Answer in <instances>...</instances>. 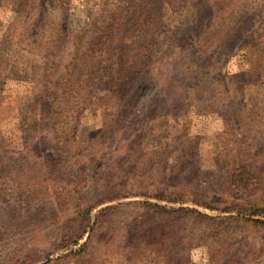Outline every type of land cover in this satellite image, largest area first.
<instances>
[{
    "label": "rangeland",
    "instance_id": "374dc122",
    "mask_svg": "<svg viewBox=\"0 0 264 264\" xmlns=\"http://www.w3.org/2000/svg\"><path fill=\"white\" fill-rule=\"evenodd\" d=\"M41 1L0 0V48L4 52L0 59V264H127L128 259L138 258L132 255L127 239L147 223L152 230L169 232L171 238L167 239L175 244L171 254L180 251L189 264H264L262 230L241 219L221 222L218 216L236 213L215 214L200 205H217L223 200L264 205V51L260 50L264 0L229 3L234 8L243 5L246 12L250 7L259 8L253 16L237 11L240 25L236 18L224 20L232 26V33L242 30L229 42L207 15L199 33L189 36L183 45L174 43L178 39L172 40L170 30L160 26L149 36L146 50L129 43L122 34L131 28L130 20L107 28L106 22L119 11L118 0H44L42 7ZM182 4L179 0L165 4L169 11L164 18L175 29L192 19ZM92 19L94 24L89 25ZM38 22L45 27L42 36L37 34L44 27L32 32ZM102 28L107 36L95 38ZM59 33L70 40L63 41L53 56L52 77L41 82V67H49L51 62L49 57L48 64H41L42 52L56 47L53 41ZM248 35L252 39L243 43ZM121 42H128L122 53L119 47L106 52L109 45ZM115 52L131 68L129 91L141 83L132 107L119 105L108 86L117 77L112 71L115 65L111 66ZM83 53L89 54L88 64L79 66ZM62 72H67L66 80H60L58 93L64 89L75 106L55 115L54 126L60 132L65 120L70 119L73 128L63 143L67 170L61 174L58 163V174L49 165L58 160L56 140L46 129L30 131L29 115L36 119L33 110H42L47 116L50 99L42 86L56 82ZM145 77L154 78L156 86L142 83ZM117 90L127 99L120 87ZM86 95L89 99L83 103ZM110 118L115 119V133L100 134L97 139L103 143L89 160L92 147L86 140ZM28 160L36 162L31 172L37 180L52 181L33 190L19 182L23 178L19 166ZM93 183L97 187L89 200L112 194L116 199L94 207L90 223L99 208L120 206L99 221L89 238L88 255L79 261L60 258L88 234L87 230L82 238L58 251L66 228L64 218L56 215L59 210L53 208L58 197L66 203L61 187L82 186L87 197ZM174 187L183 190L184 201L166 203L151 197L155 191ZM144 201L186 210L169 215L157 210L150 217L151 211L138 204ZM195 210L213 219L198 216ZM53 214L56 217L51 218ZM161 249V244L158 252L149 249V258L156 255V264H179ZM144 258L145 262L136 263L154 264Z\"/></svg>",
    "mask_w": 264,
    "mask_h": 264
},
{
    "label": "trees",
    "instance_id": "16d2710c",
    "mask_svg": "<svg viewBox=\"0 0 264 264\" xmlns=\"http://www.w3.org/2000/svg\"><path fill=\"white\" fill-rule=\"evenodd\" d=\"M179 1L181 2V4L182 3L185 4L184 9L186 10V13L192 17V19L190 20L189 23L185 24L184 27L180 25V27H182L183 29L180 27L177 28L179 30L182 29L180 32H178L177 36L175 35V33H177V29L172 27L170 23L167 21V19L164 18V15L169 11L165 4L171 5V3L174 2V0H118L117 1L118 5L116 9L119 11L118 12L115 11L113 13V16L109 18V23L106 22V26L107 28H109L110 26H113L116 23H118V25H121L124 22H128L130 20L131 28L124 30L122 34H124L125 38L128 41H130L129 43L137 44V47L141 48V50H146L148 45L151 43V41L148 40L149 36L153 35L154 32L156 33L160 26L165 28L167 27L170 30V33L174 35L172 40L173 39L176 40L175 37L178 39L174 41V43L178 45H183V42L186 41V39L189 36L192 37L195 36V34L199 33V31L202 28V21H205L206 20L205 17L208 15V20H211L210 22L214 23L215 26L217 27L216 29L217 32L226 38V42H229L232 38L238 37L241 34L242 30H236L234 33H232L229 30V28H232V26L229 27L230 23L224 22V20L226 19L233 20V18H236V20L239 21L238 25H240L239 15L236 13L237 11H240L241 14L244 13L243 15L249 14L250 16L255 15L259 11V8L257 7H253V8L250 7V10L246 12L243 9V5L241 8L231 7L229 3L234 2V0H179ZM261 1L262 0H255L256 3H259ZM44 3H45L44 0L40 2L41 7L44 6ZM93 20L94 19H92L89 22V25L94 24ZM39 24L41 23L38 22L36 23V26L32 27V32H34L35 29H39L38 27H44V24L41 25ZM187 29L188 32L186 31ZM44 32H45V27L37 35L42 36ZM106 33L107 32L102 28L99 30V33L98 35L95 36V38H103L107 36ZM140 33H142V37L141 35H139ZM122 34H120V37L122 36ZM248 36L246 38L244 37L243 43L244 42L248 43L247 40L249 38L250 40L252 39L251 38L252 36L249 37ZM65 37H64V33L61 34L59 33L57 35V38H55V41H53L56 42V47L52 46L50 47V50L47 48L45 52L44 51L42 52L43 61L41 64L44 63L48 64L50 60L51 62L49 67H44V66L41 67V72L39 73L41 82L49 80L52 77L51 72L54 70L55 67L54 60L52 59L53 56L58 52L60 44L63 41H66V39L70 38L66 35ZM79 41L80 38L75 40L74 50L78 46ZM127 43L128 42H121L120 44L113 43L111 46L109 45L105 50L106 52L113 51L114 49L116 50L119 47L120 53H122L123 52L122 46L123 44H127ZM147 43L148 45L146 46ZM260 50L264 51V43L260 46ZM2 54H4V52L0 48V59L2 58ZM114 56L116 57V59L111 66L115 65L112 68V71H114L117 74V77L114 80V82H112V84H109L108 86L112 89L114 95L119 98L118 100L119 102H117L119 105L121 102L124 105V108L132 107V100L137 98V89L139 88L141 83L139 84V86L129 91L128 85L131 83V80L129 79V71L131 70V68L125 67L122 61V57L118 55L116 52ZM49 57L51 58L50 60ZM88 59H89V54H84V53L81 54L79 59L80 63L78 65L86 66L88 64L87 62ZM262 60H264V56L262 57ZM5 69L6 67L4 66V70ZM262 70L264 72V68H262ZM66 74L67 72L66 73L62 72L60 77L56 80V82H54L55 84L53 83L50 86H47L45 85L46 84L45 83L42 86L46 94V97L50 99L49 110L48 109L46 110V114L48 117L44 115L45 113L42 110H38L37 112L36 111L34 112L33 110L32 113L34 114L37 120L33 117V115H29L30 131L46 129L49 136L53 137L56 140L55 148H56V152L59 155L58 160L55 159L52 163H49V165L54 169V172L57 173L58 171L61 170H67V167L65 165L68 162V159L62 156L63 150L66 149L65 144L63 145V143H64V139L68 138V136L71 135V131H73V128H71L70 119L64 121L65 128L67 129L64 128L62 132H60L59 128H56L54 126L55 125L54 120L56 118L55 115L58 110L60 112L59 114L57 113L59 117L62 113H66L67 110L71 111V108L75 106L74 103L71 105V98L70 96H66L64 94V92L62 91L64 89L61 88L62 90L58 93V89L61 85L60 80H66L65 79ZM70 74H72V72H70ZM147 77L143 79L142 83L149 81L151 82L149 83V85L154 84V86H156L153 80L154 78H150L149 80ZM13 80L18 81L16 80V78H14ZM119 87L124 91V96L127 99L124 100V98L122 97L123 94L121 92L120 93L118 92L117 89ZM58 97L61 98L62 100L58 101ZM88 99H89V95H86L84 97L83 103H85ZM74 110L75 109H73V111ZM125 113H126V109H123V116ZM132 113H134V111ZM37 124L39 125L36 126ZM115 125H116L115 119L110 118L104 125L92 131L94 132V134L89 136V140H86V143L87 144L90 143L89 146L92 147L89 148L91 153V157L89 160H91V158L95 157V155L98 154V148L103 143V141L101 142L97 138L98 137L100 138L102 134L112 135V133H115L114 131L112 132V127H115ZM108 128H110L109 131ZM63 134L65 135V138L61 137ZM60 139L62 141L61 144H59ZM115 140L118 141L117 139ZM107 142L109 143L110 141L107 140ZM66 145L68 146L67 143ZM33 148L37 149V146L35 145ZM40 159L42 161L44 158L40 157ZM58 163H60L62 166L59 167L57 171L56 167L58 166ZM35 167H36L35 160H28L25 164L19 166V169L23 171V176H22L23 178L21 177L22 179H20L19 182L21 181L27 184L26 187H28L29 190H33L34 188L32 187L35 186L39 187L41 185H47L52 181L51 180L49 182H43L41 180H37L34 177L35 173L33 174L31 172ZM238 168L240 169V167ZM241 172L244 173L245 171L242 169ZM46 173L52 175L49 172V170H46ZM60 173L64 174V171H61ZM233 173L236 176H239L240 174V172L236 169L233 170ZM91 177H93L92 170H91ZM96 187L97 186H95V183L89 185L90 189L88 190L89 194H87V197L85 196L87 192H84V190L83 192L81 191V189H83L82 186L80 188H77V186L68 187V188L61 187V190L64 192L65 198L67 199L66 200L67 205L63 200H61L58 197L54 204L55 207L53 208L54 210L57 209L59 210V212H57L56 215L58 218L59 217L64 218L63 222H65V228H66L59 238L58 251H62L65 248H67V246H69L71 241L82 238L84 234L87 232V230H88V234L84 242L77 245L76 247H74L73 250H71V252L60 258H64L67 256L76 261H79L80 258L88 255L87 247L89 246V240H90L89 238L90 236L93 235L94 231L97 229L99 221L102 220L104 216H107L108 214H110V212L115 211V209L118 206H120V205H108L99 208L98 210L95 211L93 215V220L90 223L89 214L94 207L105 201H111L116 199V195L112 194L109 197L106 196L99 197L97 198L98 199L97 201L96 199L89 200ZM83 197L85 198V200H83L84 199ZM151 197L155 198L156 200L165 201L166 203H178L184 201L185 193L180 187H174L167 190L155 191ZM138 204L140 206H143L145 209L151 211L152 214L149 215L150 217L155 216L154 214L158 212L157 210H160V213L158 214H165V215L173 214L181 210H186L184 208L182 209L173 208L171 206H166V205L160 206L156 203L147 202V201L138 202ZM200 205L202 209L215 214L236 213L235 215L218 216L217 219L220 220L221 222H224L230 218H232V220L241 219L248 222L251 226L256 227L257 229H260L264 232V205H255L251 203H244L234 200H223L220 202V204L217 205L214 204L208 205L205 203H201ZM189 210L190 209H188V211ZM70 212L72 213V215H69ZM195 212L198 216H201L203 218L213 219V216L201 214L200 211L197 210H195ZM56 215L53 214L51 218L56 217ZM167 237L168 239L171 238L169 232L165 234L164 232H161L159 228L156 230H152V228L150 227V223H147L145 227L141 228L138 232L133 231V233H131V236L128 237L127 239L128 241L127 244H130L132 246L131 247L129 245L132 255L138 258L128 259L127 264H137L141 260L145 262L146 258L144 257L149 258L148 250L151 249L153 251L158 252L157 250L160 244L162 245L161 253L163 255L169 254V258L171 260L173 259L172 256L176 257L175 262H179V264H189L187 258L183 256L180 251L173 250V252L174 251L175 252L171 254L172 248L175 247V244L174 242H172V240H168ZM183 253H185V251H183ZM155 257L156 255L155 256L153 255V257L149 258L154 260L153 262L154 264H156Z\"/></svg>",
    "mask_w": 264,
    "mask_h": 264
}]
</instances>
